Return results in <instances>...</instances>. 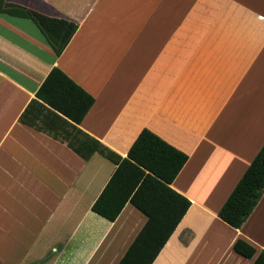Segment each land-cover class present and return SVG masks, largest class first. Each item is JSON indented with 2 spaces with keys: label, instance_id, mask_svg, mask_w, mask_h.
Segmentation results:
<instances>
[{
  "label": "crops",
  "instance_id": "0c3cea01",
  "mask_svg": "<svg viewBox=\"0 0 264 264\" xmlns=\"http://www.w3.org/2000/svg\"><path fill=\"white\" fill-rule=\"evenodd\" d=\"M6 2L78 30L57 56L0 13V264H119L147 223L131 203L115 222L92 211L112 161L21 122L54 68L94 97L90 137L126 158L147 129L189 157L172 188L191 207L153 264H253L233 247L264 250V192L240 229L219 212L264 147V0Z\"/></svg>",
  "mask_w": 264,
  "mask_h": 264
},
{
  "label": "trees",
  "instance_id": "16d2710c",
  "mask_svg": "<svg viewBox=\"0 0 264 264\" xmlns=\"http://www.w3.org/2000/svg\"><path fill=\"white\" fill-rule=\"evenodd\" d=\"M0 13L32 20L40 29L57 56H61L75 33V22L45 16L31 9L0 0ZM95 103L93 96L54 68L21 122L67 141L69 147L89 160L99 153L112 161L116 170L94 203L92 211L115 222L128 203L147 217V223L119 264H153L191 207V201L172 188V184L189 157L145 129L130 149L121 157L98 140L84 133L79 125ZM38 105L57 119L54 126L45 127L27 119L30 109ZM264 192V147L253 160L228 200L219 217L235 229H240L257 207ZM234 251L253 264H264V250L244 240H238Z\"/></svg>",
  "mask_w": 264,
  "mask_h": 264
}]
</instances>
